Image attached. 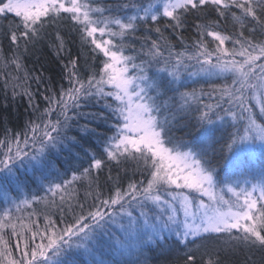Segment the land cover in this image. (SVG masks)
I'll return each instance as SVG.
<instances>
[{"label": "snow or ice", "instance_id": "obj_1", "mask_svg": "<svg viewBox=\"0 0 264 264\" xmlns=\"http://www.w3.org/2000/svg\"><path fill=\"white\" fill-rule=\"evenodd\" d=\"M50 31L66 84L41 92L24 57ZM0 37L5 87L30 114L0 138V264H150L153 248L182 253L173 264H250L253 250L264 264V169L244 174L264 150V0H0Z\"/></svg>", "mask_w": 264, "mask_h": 264}, {"label": "trees", "instance_id": "obj_2", "mask_svg": "<svg viewBox=\"0 0 264 264\" xmlns=\"http://www.w3.org/2000/svg\"><path fill=\"white\" fill-rule=\"evenodd\" d=\"M104 3L111 4L113 3V0H103ZM144 2H147V0H144ZM67 15V14H63ZM12 19L13 17H9ZM198 21H195L194 18H190L188 21L189 27H186L184 29V38L186 42L191 43V39L195 38V29L191 27L193 23H196ZM63 32L61 34H67L66 39L68 40V46L72 51L73 56L75 57L77 53L80 54L81 60H85L89 57L90 53L88 51L87 47H81L79 36L76 34L75 29L72 28V22L71 21H64L61 25ZM227 29L229 31L224 32L223 34H229L230 31L233 30V25L231 21L226 25ZM238 30V26L236 28ZM153 38H156L155 33H152ZM50 36L51 31L49 33V37L45 39L44 42H42L40 45L37 46V49L35 50L34 54L26 55L24 57V64L25 68L27 70H31V75H43L46 79L44 82L40 85V91L43 92L45 87H59L60 84L65 83L66 81H62L60 79V73H61V67L63 63H66L67 61H60L59 58L56 55L55 50L50 45ZM165 36L168 37L173 44L176 45V50H181L180 44L178 43L177 36H173L171 34V30H168L165 32ZM0 40H2L3 47L5 52H7V49L9 47V40L6 37H0ZM207 42L209 44L212 43V38L207 37ZM139 47V45H137ZM8 55H11L10 52L7 53ZM9 72H12L11 69L8 70ZM153 71H155V68H153ZM13 76L17 75V73L12 72ZM22 75V74H20ZM49 79L52 83H49ZM17 83L23 86L24 81L20 80ZM186 84L191 85L192 87H195L199 89L200 87L207 88L208 84L205 82L203 78L200 77H189L186 81ZM31 87L29 90H35L37 88V85L34 82H31ZM17 91H20L19 88H17ZM7 97V99H6ZM37 102L41 103V106L43 107V101L40 99V96L37 95ZM28 104H27V97H16L13 98L12 96V82L9 81V84L7 87H5V79L3 76L2 70H0V138L3 137V129L5 127L10 128L12 130H19L29 119L30 114L28 112ZM226 127V126H225ZM178 136H185V132L183 130H178L176 133ZM189 138V137H185ZM261 169H264V152L256 153L255 159H254V167L249 170L248 168H245L244 174L248 178L255 177L259 180L260 178V172ZM106 175V173H105ZM22 178L26 179V182L28 184V187L35 192L36 188L35 185L32 183V174H25ZM138 178V177H137ZM81 194H83V189L80 190ZM15 195V192L12 193ZM43 195V193H40ZM3 202V194L0 193V203ZM41 223H43L41 219ZM173 238L170 237L169 240L171 242ZM173 247H175L173 245ZM182 253H179L178 251H173L171 253L164 251L162 252L159 248H153L149 253L150 258V264H173V261L175 260L177 255H180ZM245 256L248 258L250 264H261V253L253 250L251 252L245 251L244 254L240 256V259H244ZM83 262V257H77Z\"/></svg>", "mask_w": 264, "mask_h": 264}, {"label": "rangeland", "instance_id": "obj_3", "mask_svg": "<svg viewBox=\"0 0 264 264\" xmlns=\"http://www.w3.org/2000/svg\"><path fill=\"white\" fill-rule=\"evenodd\" d=\"M161 6H162V4H161ZM253 103H255V101H253ZM264 152V150H261V149H259V147L257 146V149H256V153H259V152ZM251 182H253V183H255V182H257L258 181V179H252V178H248Z\"/></svg>", "mask_w": 264, "mask_h": 264}]
</instances>
